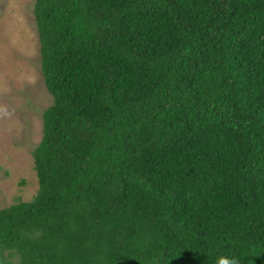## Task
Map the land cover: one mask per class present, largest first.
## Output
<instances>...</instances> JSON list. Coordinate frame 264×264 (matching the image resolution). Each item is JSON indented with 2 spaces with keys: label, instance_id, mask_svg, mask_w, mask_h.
<instances>
[{
  "label": "trees",
  "instance_id": "obj_1",
  "mask_svg": "<svg viewBox=\"0 0 264 264\" xmlns=\"http://www.w3.org/2000/svg\"><path fill=\"white\" fill-rule=\"evenodd\" d=\"M32 10L52 103L0 264H264V0Z\"/></svg>",
  "mask_w": 264,
  "mask_h": 264
},
{
  "label": "rangeland",
  "instance_id": "obj_2",
  "mask_svg": "<svg viewBox=\"0 0 264 264\" xmlns=\"http://www.w3.org/2000/svg\"><path fill=\"white\" fill-rule=\"evenodd\" d=\"M34 1L0 0V210L36 194L31 152L52 103L40 71Z\"/></svg>",
  "mask_w": 264,
  "mask_h": 264
}]
</instances>
